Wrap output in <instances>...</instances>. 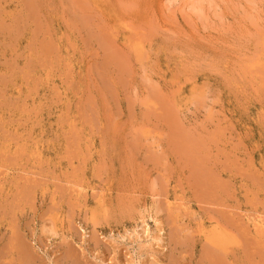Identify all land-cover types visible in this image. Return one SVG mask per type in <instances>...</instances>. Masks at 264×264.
I'll return each instance as SVG.
<instances>
[{
	"label": "rangeland",
	"instance_id": "1",
	"mask_svg": "<svg viewBox=\"0 0 264 264\" xmlns=\"http://www.w3.org/2000/svg\"><path fill=\"white\" fill-rule=\"evenodd\" d=\"M210 263L264 264V0H0V264Z\"/></svg>",
	"mask_w": 264,
	"mask_h": 264
},
{
	"label": "bare ground",
	"instance_id": "2",
	"mask_svg": "<svg viewBox=\"0 0 264 264\" xmlns=\"http://www.w3.org/2000/svg\"><path fill=\"white\" fill-rule=\"evenodd\" d=\"M26 10V9H25ZM33 13V12H32ZM17 29V28H16ZM121 57V56H120ZM194 150V149H193ZM192 157V156H191ZM206 161V160H205ZM203 162V161H202ZM186 165V164H185ZM191 169V168H190ZM206 169V168H205ZM212 172V171H211ZM207 173V172H206ZM214 175V174H213ZM201 180V179H200ZM199 185V184H198ZM197 186V185H196ZM198 189V188H197ZM229 224V223H228ZM206 251H207V249H206ZM209 252H212V251H209ZM213 253V252H212ZM219 253V252H218ZM209 254V253H208ZM215 254H217V253H215ZM215 256V255H214ZM212 258V257H211ZM214 258V257H213ZM217 259V258H216ZM218 262V261H217ZM211 264V263H210Z\"/></svg>",
	"mask_w": 264,
	"mask_h": 264
}]
</instances>
